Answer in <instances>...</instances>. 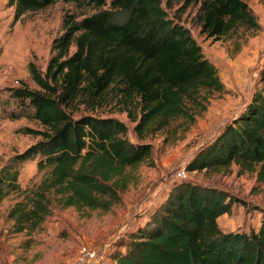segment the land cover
<instances>
[{"label": "trees", "instance_id": "16d2710c", "mask_svg": "<svg viewBox=\"0 0 264 264\" xmlns=\"http://www.w3.org/2000/svg\"><path fill=\"white\" fill-rule=\"evenodd\" d=\"M55 1L7 0L13 7L11 24ZM86 2L99 9L81 18L63 13L62 32L52 40L45 71L28 62L38 89H11V96L31 107L42 127L22 128L40 139L13 156L17 162L38 156L37 169L43 171L35 187L7 211L15 232L37 230L53 203L109 210L127 185L126 169L150 155L149 144L126 138L123 121L92 113L75 117L80 106L93 110L112 101L142 134L178 117L192 122L206 109L207 96L224 89L216 66L190 30L168 16L161 0ZM194 2L195 21L208 38L219 39L238 26L259 27L246 0H182L180 10ZM117 9L126 12L124 19L117 18ZM261 77L264 80V68ZM114 84L118 90L110 99ZM17 117L11 112L12 119ZM231 163L264 181V90L254 93L186 169H220ZM18 174L12 165L0 168V201L20 190ZM240 201L225 189L178 180L155 208L144 209L141 219L129 222L126 239L118 240L108 264H264V211L258 228L248 232H224L218 224Z\"/></svg>", "mask_w": 264, "mask_h": 264}, {"label": "rangeland", "instance_id": "374dc122", "mask_svg": "<svg viewBox=\"0 0 264 264\" xmlns=\"http://www.w3.org/2000/svg\"><path fill=\"white\" fill-rule=\"evenodd\" d=\"M256 16L259 27L238 26L219 39L208 38L200 32L195 21L198 3L184 11L182 0H161L169 17L187 27L206 56L217 68L224 84L221 92L213 91L204 100L206 109L195 114L192 122L181 117L161 129L149 128L142 134L134 129L125 112H119L112 101L93 110L80 106L74 114L114 117L127 126L126 138L132 143L150 145V155L135 167L127 168V185L119 190V199L107 211L75 209L53 203L51 213L33 232H15L7 218L8 209L29 193L41 180L43 171L37 169L39 157L17 162L13 156L40 139L25 134L22 128H42L32 117V108L11 96V89L28 86L38 89L31 79L27 64L33 61L45 71L51 56L54 37L62 32V17L66 11L76 18L97 11L86 0H56L48 6L24 13L11 24L13 7L0 0V168L12 165L19 171V191L10 192L0 201V264H76L83 255L84 264L104 260L111 263L118 240L125 235L129 222L144 209L155 208L178 180L211 185L229 191L241 201L229 213L218 218L222 231L257 229L264 211V181L254 171H241V166L188 171L187 163L206 145L214 142L221 130L237 117L257 91L264 90L261 70L264 68V0H246ZM105 4L103 7H109ZM120 20L126 12L116 10ZM74 47H71V51ZM118 90L114 84L110 99ZM16 113V119L11 118ZM185 173L178 177V171ZM135 219V220H136ZM124 239H126L124 237ZM123 250V247H119Z\"/></svg>", "mask_w": 264, "mask_h": 264}, {"label": "built area", "instance_id": "2783aa9c", "mask_svg": "<svg viewBox=\"0 0 264 264\" xmlns=\"http://www.w3.org/2000/svg\"><path fill=\"white\" fill-rule=\"evenodd\" d=\"M185 173V170H181V171H178L176 173V175L178 177L182 176L183 174ZM85 262V257L83 255H80L77 259H76V264H84Z\"/></svg>", "mask_w": 264, "mask_h": 264}]
</instances>
